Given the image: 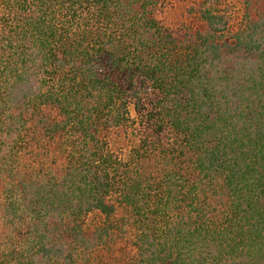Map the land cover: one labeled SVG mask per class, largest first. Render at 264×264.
Segmentation results:
<instances>
[{
  "label": "trees",
  "instance_id": "1",
  "mask_svg": "<svg viewBox=\"0 0 264 264\" xmlns=\"http://www.w3.org/2000/svg\"><path fill=\"white\" fill-rule=\"evenodd\" d=\"M0 264H264V0H0Z\"/></svg>",
  "mask_w": 264,
  "mask_h": 264
},
{
  "label": "rangeland",
  "instance_id": "2",
  "mask_svg": "<svg viewBox=\"0 0 264 264\" xmlns=\"http://www.w3.org/2000/svg\"><path fill=\"white\" fill-rule=\"evenodd\" d=\"M232 1H233V0H226V3H231ZM234 1H236V0H234ZM230 7H232L233 10L236 12L235 14H238V13H239V10H238L239 5H238L237 2L232 3V4L230 5Z\"/></svg>",
  "mask_w": 264,
  "mask_h": 264
}]
</instances>
